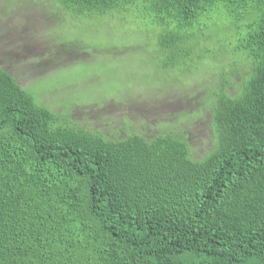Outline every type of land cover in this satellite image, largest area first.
<instances>
[{"label": "trees", "instance_id": "1", "mask_svg": "<svg viewBox=\"0 0 264 264\" xmlns=\"http://www.w3.org/2000/svg\"><path fill=\"white\" fill-rule=\"evenodd\" d=\"M47 2L150 23L164 69L216 56L209 38L232 58L200 157L172 131L71 126L0 65V264H264V0Z\"/></svg>", "mask_w": 264, "mask_h": 264}, {"label": "rangeland", "instance_id": "2", "mask_svg": "<svg viewBox=\"0 0 264 264\" xmlns=\"http://www.w3.org/2000/svg\"><path fill=\"white\" fill-rule=\"evenodd\" d=\"M157 42L150 23L127 15L81 21L47 0H0V65L39 104L109 137L172 131L200 157L213 142L208 89L232 57L209 38L216 56L164 69Z\"/></svg>", "mask_w": 264, "mask_h": 264}]
</instances>
